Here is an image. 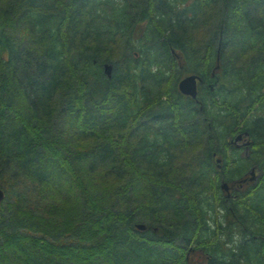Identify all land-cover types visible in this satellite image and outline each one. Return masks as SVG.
Returning a JSON list of instances; mask_svg holds the SVG:
<instances>
[{"label": "trees", "instance_id": "trees-1", "mask_svg": "<svg viewBox=\"0 0 264 264\" xmlns=\"http://www.w3.org/2000/svg\"><path fill=\"white\" fill-rule=\"evenodd\" d=\"M251 164L264 0H0V264H264V179L218 188Z\"/></svg>", "mask_w": 264, "mask_h": 264}, {"label": "rangeland", "instance_id": "rangeland-1", "mask_svg": "<svg viewBox=\"0 0 264 264\" xmlns=\"http://www.w3.org/2000/svg\"><path fill=\"white\" fill-rule=\"evenodd\" d=\"M115 1H118V0H115ZM145 24L144 23H141L139 26L140 27H143ZM210 33V34H209ZM207 35H206V37L204 38V39H202V41H204V40H210V36H212L211 35V32H209ZM198 57H200V52L198 51ZM191 55H193V54H191ZM248 61L245 59V58H243L241 61H239L238 60V67L240 68V69H242V71H243V69H244V66L246 67L247 65H248ZM231 65H232V63H231ZM229 67H230V65H229ZM187 69V68H186ZM183 78V77H182ZM180 80V79H179ZM178 83V82H177ZM176 88H177V86H176ZM196 88H197V86H196ZM229 142L231 143V141H228V145L230 146V144H229ZM241 152V154L243 155V157H245L246 155H247V153H245L244 151H240ZM255 167L254 169H253V171H252V177H255V180L251 183V182H247V184H248V187H250L251 185H255V183L256 184H258V182L260 183V181H262V179H264V178H262V179H259L260 178V176H261V174H262V172L263 171H260V169L257 167V165H253V164H251V165H248V167L246 168V170L244 171L245 172V174H247L248 175V177H249V169L251 168V167ZM258 166H260V164H258ZM245 176V175H244ZM264 176V175H263ZM254 185H253V187H254ZM204 186H206V185H204ZM207 187V186H206ZM208 189H209V187H208ZM209 190H211V191H213V189H209ZM207 192L206 193V196H207V198H209V200H210V204H212V206H214L215 205V203H214V201H216L217 200V196H216V199L213 197V199H212V196H213V192ZM23 192V191H22ZM262 195V197L264 198V192L262 191V192H260V196ZM19 198V197H18ZM219 199H221L220 198V196H218V200ZM9 202H12V199H11V197L10 196H8V202L6 203V206L8 205V203ZM6 206H5V208H6ZM213 215V217L215 218V215H217V217H218V221L220 222V218H221V216H222V213H221V211H218L217 209H214L213 210V213H212ZM219 222H217V223H219ZM227 222H229V221H227ZM223 225H225V224H223ZM222 224H220V226H221V229H224L225 228V226H223ZM234 232H237L235 229L233 230ZM248 231H250V230H248ZM246 236H248V232L246 233ZM232 238V245L231 244H229V245H225V244H223V242L221 241V240H219V242H220V244H221V249H222V251H224V252H226V250L227 249H229V248H235L236 247V244H238V242L241 240V237H240V235L237 233V235H234L233 237H231ZM187 254V257H190V258H192L193 256L188 252V253H186ZM198 254L196 253L195 255H194V257H193V260H194V263L196 264V262H198L199 260L201 261V259H199L198 260ZM198 260V261H197Z\"/></svg>", "mask_w": 264, "mask_h": 264}, {"label": "water", "instance_id": "water-1", "mask_svg": "<svg viewBox=\"0 0 264 264\" xmlns=\"http://www.w3.org/2000/svg\"><path fill=\"white\" fill-rule=\"evenodd\" d=\"M110 65L108 64H103L102 65V72L104 74V76L106 78H109L110 77ZM200 82V79L195 76V75H188V76H184L183 78H181L178 83H177V91L180 95L182 96H185V97H188L190 99H195L196 98V93H197V90H196V86L197 84ZM247 134L246 133H242V134H238L234 137L233 141L232 142H238L240 141L242 138H246ZM248 142H245L244 145H247ZM218 162V161H217ZM252 171H253V168H251L249 170V174L251 175L252 174ZM250 182L251 181H254L255 180V177H250L248 179ZM220 189L222 191H226L227 189V186H226V183L224 182H221L220 184ZM3 198H4V195H3V192L0 190V204L2 203L3 201ZM135 229L138 230V231H142L144 229V226L141 225V224H138V225H135Z\"/></svg>", "mask_w": 264, "mask_h": 264}, {"label": "flooded vegetation", "instance_id": "flooded-vegetation-1", "mask_svg": "<svg viewBox=\"0 0 264 264\" xmlns=\"http://www.w3.org/2000/svg\"><path fill=\"white\" fill-rule=\"evenodd\" d=\"M233 140H231V143L229 142V144H230V146L232 147V148H234V149H236V150H240V151H244L245 153H247V148H248V144L247 145H244V143L245 142H248L247 141V139H244V138H242L240 141H238V142H232ZM216 160V163H218L219 162V160H217V159H215ZM218 161V162H217ZM218 166V165H217ZM251 168H255L254 166L253 167H251ZM250 168V169H251ZM249 169V170H250ZM253 174V173H252ZM252 174L250 175L249 174V177H248V175H247V178H246V181L245 182H241V184L239 183V185H234L233 183H231V184H226V186H227V189H226V191H222L221 189H220V184H221V182H223V181H220L219 182V185H218V188H219V191H220V195L222 196V198H223V204L224 205H228L230 202H232L233 200H235L236 198H237V194H242V193H244V192H247V189L248 188H253V185H251L250 187H248V184H247V182H250L248 179L250 178V177H252ZM253 181H251V183H252ZM190 251V250H189ZM193 253L194 252H191V255L193 256ZM197 254L199 255L198 256V260L199 259H201V261L199 260H197L198 262H196V264H204V260H205V258L207 257V256H204L203 254H202V252L199 250V253L197 252ZM186 256H187V254H186ZM194 257V256H193ZM193 257L192 258H190V257H186V259H187V261L188 262H190V261H193V264H195L194 263V260H193Z\"/></svg>", "mask_w": 264, "mask_h": 264}]
</instances>
